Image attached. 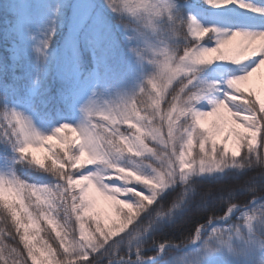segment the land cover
Returning <instances> with one entry per match:
<instances>
[{
  "label": "rangeland",
  "instance_id": "obj_1",
  "mask_svg": "<svg viewBox=\"0 0 264 264\" xmlns=\"http://www.w3.org/2000/svg\"><path fill=\"white\" fill-rule=\"evenodd\" d=\"M237 1L214 0V3L210 4L212 6L210 8L201 3L187 2L182 4L176 0H166L169 5L168 14L155 20L158 25L157 32L143 29L136 18L131 16V12L120 13L135 19L140 30L144 32V36H141L137 31L130 32L131 38L129 42H133L134 47H145L146 40L149 43H157V39H154L157 34L159 36L163 34V38L166 41L163 31L170 28L178 20L180 27L187 34V24L192 21L200 28L215 29V31L207 32L199 41L194 40L188 34L193 44L198 45L200 48H211L218 46V42L221 39L235 31L249 34L264 32L257 26L262 22L264 23V0H244L243 5L245 6L240 8ZM125 2L139 6L150 3L151 0H125ZM52 3L57 5V8L60 7L59 9L66 4L70 8L65 26L66 34L63 38L57 36V15L56 10L51 7ZM13 9L18 16L16 23L18 41L12 59L18 63V67L24 75V81L20 86L19 93L16 95L7 94L0 88V101L3 104L6 103L10 110L20 114L28 122L31 130L41 137L53 135L55 130L64 124L78 130L90 127V119L93 123L101 121L106 127L110 126L114 119H120L118 110L125 107L131 108L134 105V99L131 98L147 84L149 78L157 70L156 65L150 64L147 60L131 52L130 60L128 59L129 69L122 71L119 81H110L107 84L108 69L105 65L106 59L101 53L96 34L104 25L101 21L103 13L117 12H113L108 7L106 0H14ZM210 14L220 15L222 21L215 23L208 17ZM169 15L173 17L172 20H169ZM250 21H255V25L249 24ZM128 36L129 33H127L126 37ZM45 40H49L48 47L41 51L42 42ZM81 54L91 67L90 76L85 81L81 80L86 70V67L84 68L80 64ZM145 55L151 57V53H145ZM253 59L255 58L239 63L230 60H213L211 63L196 65L195 73H189V75L195 76L193 85L215 84L218 89H223L231 95L234 90L228 89L226 81L244 75L246 71L254 66ZM181 78L186 79L184 76ZM46 80L50 84L56 81L73 84V90L68 95L61 100H56L53 112H50L51 109L45 112L39 102L38 90ZM173 83H175V80ZM155 84L156 89L154 90L163 86L161 81H155ZM262 85H264V66L251 78V86L260 87ZM189 87L191 88L192 85ZM149 88L153 90L151 85H149ZM224 98V91L208 93L205 98L195 105L196 110L201 112L211 111L214 105L210 101ZM262 98H264V92H262ZM230 107L233 111H241L245 105L237 102L236 104H231ZM117 126L120 127L121 131L129 128L126 123L118 124ZM78 130L71 131L66 129L60 133V136L65 137L67 143L55 138L52 141L45 142L43 146L33 145L27 153L28 159L31 161V156L35 154L37 159L41 160L43 164H50L51 160L49 157H52L53 153L63 156L65 152H69V155H71L72 149L74 154L78 153V144L82 141ZM258 143L259 133H257L256 140L253 143L255 149L258 147ZM21 144L22 137L18 140V149ZM49 148H51V152ZM196 148L198 147L194 145L192 156H195ZM229 155L231 154L229 153ZM185 159L189 160L191 157L186 155ZM8 167L0 163V172L8 175L9 171L7 169H10ZM82 167V169L74 170V173L76 175L100 176L103 183L109 184L110 187L112 186L107 179V174L101 171V165L83 164ZM194 169L189 175L197 174L198 168L195 166ZM214 170L216 171L217 169L212 171ZM145 171L150 170L146 169ZM203 172L210 173L211 171L205 170ZM97 186L99 187V185ZM140 188H143L141 195H149L151 191L150 185H138L137 190L139 191ZM161 190L163 189H157L156 191L158 193ZM128 202L135 205L134 201ZM101 203L107 207L103 201ZM238 211V208L234 209L225 218L235 217ZM223 220L210 223L207 228L201 230V235L208 233L212 227L218 224L221 225ZM101 223L103 224V222ZM256 224L264 228V218L258 217L253 221L251 227ZM242 225H240V229L244 228ZM94 227L95 225L92 224V228ZM56 231H59L62 235V230L59 227H56ZM263 231L264 229H262V233H264ZM77 232L79 234L78 225ZM253 237V235L249 234L244 237L232 236L226 245L218 244L215 247L213 244L212 247L216 248L217 251L211 255L204 254L202 239H198L182 250L183 257L169 264H188L189 261L192 264H264V243L259 238ZM113 264L120 263L116 262Z\"/></svg>",
  "mask_w": 264,
  "mask_h": 264
},
{
  "label": "snow or ice",
  "instance_id": "obj_2",
  "mask_svg": "<svg viewBox=\"0 0 264 264\" xmlns=\"http://www.w3.org/2000/svg\"><path fill=\"white\" fill-rule=\"evenodd\" d=\"M206 2L211 4L214 3V0H206ZM241 6L244 7L245 5ZM165 7L168 9L169 5L166 4ZM187 27L188 34L197 41L201 37H204L207 32L215 31V29L200 28L194 21L188 23ZM48 44L49 40L43 41L41 51L47 49ZM162 55L166 57V60L161 68L162 71L168 73L169 85H172L174 80L176 81L184 76L188 82L186 87L190 85L192 87L195 86L193 85L195 76L189 75V73H195L196 65L210 63L213 60H230L239 63L255 58L253 59L254 66L246 71L244 75L226 81L228 89L234 90L231 95L223 89H218L215 84L210 85L199 94L193 93L186 98L184 97L186 89H181L179 94L172 98L174 102L171 105V110L168 112V121L172 126L173 133L180 120L188 118L191 121V129L185 130L188 132L187 153L180 157L181 161L186 160V155L192 157L194 145L203 153L202 158L198 161H193L191 164L184 163L182 165L184 169L191 170L198 164L201 172L205 170L212 171L213 169L219 170L223 161L217 160L216 152H220L223 157L228 156L230 153L233 158L240 156L241 149L254 152L253 143L256 140L257 133L260 135L264 134V98H262L264 85L260 87L251 86V78L264 66V32L249 34L235 31L221 39L218 42V46L200 48L198 45H194L191 48H186L185 56L182 58L183 62L174 67L170 60L167 59L168 54L166 50L162 52ZM148 83L153 89H156L155 81H149ZM166 89L167 87L163 89L159 88L155 91L157 97L155 105L158 108H160L162 101L166 102V104L168 103ZM214 91H224L226 102L214 99L210 101L214 105L211 111L201 112L196 110L195 105L205 98L208 93ZM143 92L144 87L131 99L142 95ZM231 96L239 97V99H230ZM237 102H247L250 107L246 108L243 113L237 114L230 107L231 104H236ZM139 111L134 105L131 108L125 107L118 110L120 119H114L109 127H118V124L126 123L129 126L128 129L135 132V126L141 117ZM4 122L7 123L8 128H12L15 125L11 135H9L7 129L0 134L8 142L12 143L13 137L17 140L22 137V144L18 149L21 158H29L27 153L33 145L43 146L45 142L52 141L55 138H59L62 142L67 143L65 137L60 136V133L66 129L71 131L78 130L64 124L60 128H57L53 135L41 137L35 134L28 122L15 111L10 113L5 112ZM4 122H0V128H4ZM78 131L82 137V141L78 144V153L74 154L73 149L71 150V155H69V152H65L63 156L53 153L52 157L55 158L49 157L51 162L46 168L55 171L64 182L63 184L66 185L64 191L68 193V197L64 202L70 206L73 216L77 221L80 236L86 242V245L80 249L79 253L73 255V250H70L64 241L60 240L61 247L68 258L67 264H85V262L87 264H96V261L92 259L93 254L100 252L112 238L123 233L133 223L139 213V208L142 206V204L134 205L133 203H129L127 199H122V197L131 196L135 200L142 202L145 198L154 200L157 195V188L163 187V185L151 188L150 195H137L135 192L130 193L126 189L118 191L116 187L103 186L102 182L98 183L92 179L91 175H76L74 170L83 168L82 165L88 159L90 148L94 143V137L87 127ZM13 146L15 147V144ZM260 149L259 152H254L258 163L262 155H264V139H260ZM49 151L51 152V148H49ZM30 159L36 165L45 167L35 154ZM70 171L72 174H68ZM14 184L16 185L18 194L25 191L26 188L31 191L33 196L48 190L46 187L36 188L31 185L26 186L19 181H16ZM5 191L4 181L0 180V198L3 197ZM7 191H11V188L7 189ZM36 197L40 199L39 196ZM102 201L107 207L102 205ZM8 207L11 208L12 206L8 205ZM21 207L27 213V209L23 208V204H21ZM125 211L128 213L127 216L124 215ZM232 211V209H227L225 217L230 215ZM12 216L16 220L17 230L24 229L21 239L26 241L25 252L28 262L31 259L32 264H59L55 249L50 246H45L43 250L37 249L32 243L34 237L29 235L28 229L35 224V221H32L31 214H28V220L32 221L30 224L23 223L14 208H12ZM44 218L48 220V223H52V220L47 216ZM89 220L95 225V232L86 227ZM100 225H103V227H100ZM203 228V225L197 228L193 236L194 241L199 239ZM97 234L99 235V240L103 241V243L97 240ZM59 239L60 237H58ZM6 259L7 257L0 250V261Z\"/></svg>",
  "mask_w": 264,
  "mask_h": 264
},
{
  "label": "trees",
  "instance_id": "obj_3",
  "mask_svg": "<svg viewBox=\"0 0 264 264\" xmlns=\"http://www.w3.org/2000/svg\"><path fill=\"white\" fill-rule=\"evenodd\" d=\"M176 1L182 4L187 2L201 3L212 8L210 3H207L206 0ZM243 2L244 0L237 1L239 8L243 5ZM13 3L14 0H0V88L10 95L19 93L20 86L24 81V75L19 69L18 63L12 59L18 41L16 33L18 16L13 9ZM51 7L56 10L57 36L63 38L66 34L65 26L70 8L66 4L59 9L60 7L57 8V5L53 3ZM208 17L210 20L215 21V23H220L222 21V17L217 14H210ZM101 21L104 25L98 34H96V38L100 45L101 53L106 59L105 65L108 69V84L110 81H119L122 71H126L130 67V53L132 52L131 49L134 47V43L129 42L131 38L130 32L133 33V31L136 30L125 27L124 24L126 22L128 24L137 25V22L135 19L129 18L123 13L111 12L103 13ZM172 27L173 25L163 31L164 36H166V42H168L170 48L174 46L177 50L182 52L185 47L193 44L185 30L184 34L188 36L187 40L183 38V35H173L171 32ZM127 33H129L128 37H126ZM158 36L159 34H157L154 39H157ZM80 64L81 66L83 65L84 68L86 67L85 73L81 78L82 81H85L90 76L91 67L87 64L82 54ZM170 88L171 86L167 88L166 94L170 91ZM72 90L73 84L64 81H56L53 84H50L48 80H46V82L44 81L38 90L41 108L45 110V112H48L49 109H51L50 112H53L56 100H61ZM151 91L155 93L156 90L153 89ZM135 96L136 94H134V97ZM142 99L148 104L155 105V100L151 97L143 96ZM167 99H171V97L167 95ZM134 106L137 110H140L139 114L143 116L141 98L134 99ZM166 107V102L162 101L160 103V109L163 110ZM5 109H9L8 105L0 101V111ZM0 132H2V129H0ZM260 139H264V134H259L258 147L254 152H259L261 150ZM17 143L18 140L15 137H13V142L10 143L0 135V163L6 167L10 165V167H8L10 169H7L9 171L8 175H4L0 172V180L4 181V188L6 189L3 193V197L0 198V211H4L8 215L14 230L17 228V224L12 216V208L16 210L23 223L30 224L32 221H35V224L28 229L29 235L34 237L32 243L37 249L43 250L45 245L55 249V245L48 239L46 230L50 231L52 236L55 237L57 232L56 227H59L63 235V228L60 222L55 217H48L52 220V223H48V220L43 216L37 219L35 212L25 199L24 193L20 192L18 194L14 183L19 181L36 188L46 187L54 190L56 185L64 182L57 179L54 175L55 171H49L46 168L49 163H45V167H40L31 162L28 158H21ZM13 144H15V147ZM197 150L198 148H196L195 151ZM244 151L248 150L242 149L240 156L233 158L231 155H228L225 159L239 160L241 156H243ZM254 152L249 153L255 156ZM189 176V182L194 187L192 191L185 196V201L181 204L179 210H174L170 217L159 220L157 224L153 225L146 233H143L131 242L127 239L128 229H126L120 236L111 239L105 245L104 249L93 254L92 259L96 261V264H113L116 262L120 264L172 263L184 256L182 250L190 244L177 247L176 242L186 237L194 236V229L207 221L210 214L213 216H223L227 211L224 203L226 200L239 201L244 205H248V207L242 208L238 206V214H236L235 217L224 218L221 225L218 224L212 227L208 233H203L201 235L202 242L205 238L211 236L213 228H220L222 231L239 229V234L233 232L232 236L244 237L248 236V234L251 236L253 235L255 238L264 236V233H262V229H264L263 226H257V224L252 227L251 225H242L243 213L245 211H249L254 207L257 209L264 208V202L261 200L250 206L255 200H253L252 195L249 194V187H255L260 191H264V176L260 175V168L258 165L246 168H237L233 165L223 168L222 170H214L210 173L200 171L199 174H190ZM9 188H11V191H7ZM180 188L181 186L177 184L159 191L157 193V199L152 207H155V203H159L160 201L167 206L177 196ZM209 190L211 191L209 192ZM206 192L208 193L207 196L204 195ZM36 196L40 197V201H44V196L42 194L37 193ZM36 196L32 197V204L37 203ZM21 204H23V208L27 209V213L22 210ZM8 205L12 207L9 208ZM28 214H31L32 221L28 220ZM146 218V215H141V219ZM240 225L244 228L240 229ZM128 227H130V225ZM23 230L24 229L21 228L20 232H23ZM18 237L19 233H17V238ZM261 241L264 243V240ZM209 244L212 246L214 244L215 247L218 244L222 245L216 241L215 237L209 240ZM161 245L164 246L163 249ZM20 246L23 247V244ZM66 246H68L67 243ZM113 257L115 259H113ZM0 264H2V262H0ZM29 264H32L31 259H29ZM85 264H87V262H85Z\"/></svg>",
  "mask_w": 264,
  "mask_h": 264
},
{
  "label": "clouds",
  "instance_id": "obj_4",
  "mask_svg": "<svg viewBox=\"0 0 264 264\" xmlns=\"http://www.w3.org/2000/svg\"><path fill=\"white\" fill-rule=\"evenodd\" d=\"M106 4L113 12H131V16L136 18L139 25L142 26L143 29L151 32H157L158 30V25L155 23V20L168 14V9L165 7L167 4L166 0H151L150 3L139 6L134 3H126L125 0H106ZM168 18L169 20L173 19L171 15H169ZM124 26L135 29L141 36H144V32H142L136 24H128L125 22ZM171 32L173 35H183L185 40L188 39V36L184 34L183 28L180 27V22L178 20L174 22ZM145 44V47H133L131 51L138 57L147 60L150 64L156 65L157 70L149 78L148 82L161 81L163 85L161 87L162 89L165 87L168 88L169 86L168 73L162 71L161 68L166 60L162 52L165 50L167 51V59L175 66L183 62L182 58L185 56V49L195 45L192 44L185 47L181 52L174 46L170 48L164 40L163 34L157 37V43H149L146 40ZM145 53H151V57L145 55ZM148 82L144 86L143 94L136 97L141 98V103L143 104L141 110L144 115L140 117L138 124L135 126V132H132L130 129L121 131L119 127H106L101 121L93 123L91 119L89 120L90 127H87L94 137V143L90 148L89 156L85 164L101 165V171L107 174V179L118 191L126 189L130 193L135 192L137 195H141L143 188H140L138 191V185H150L151 188H156L161 184L163 185V187L157 189H164L177 184L181 186L177 196L167 206L160 201L159 203H155V207H152L157 199V195L154 200L145 198L143 202L135 200L131 196L126 198L122 197V199L134 201L137 205L142 204L135 220L130 224V227L127 228V239L130 242L143 233H146L153 225L157 224L159 220L170 217L174 210H179L181 204L185 201V196L192 191L194 186L189 182V173L195 169H184L182 165L184 163L191 164L193 161H198L202 158L203 153L197 150L195 156H192L191 159L183 162L181 161L180 157L187 153L188 132L185 130L191 129V121L188 118L180 120L173 133L172 126L168 121V112L171 110V105L174 102L172 98L178 95L181 89H186L184 92V97L186 98L193 93L199 94L202 90H206L212 85H195L190 88L186 87L188 82L185 79L179 78L175 81V84L171 85L170 91L168 92L171 99H168L167 107L161 110L156 105L148 104L142 99L143 96L151 97L153 100L157 99L155 93L150 90V84ZM230 99H239V97L231 96ZM219 101L226 102L225 98L219 99ZM242 104L245 105V107L241 111L250 107L247 102ZM12 111L14 110L5 109L0 111V122H4L5 112L10 113ZM241 111L235 112L239 114ZM14 128L15 125H13L12 128H8L7 123L4 122V128H0L2 129L0 134L7 129L9 135H11ZM215 155L217 160L223 161L221 170L233 165L237 168L255 167L258 165L260 168V175L264 176V155H262L259 163L256 161V157L250 155L248 151H244L243 156H241L239 160L225 159V157L221 156L220 152H216ZM196 168H198L197 174H199L200 166L196 165ZM146 169L150 171L146 172ZM68 174H72L71 171ZM54 175L58 180H61L56 172ZM91 177L98 183L102 182L100 176L91 175ZM23 184L26 186L28 185L26 183ZM58 185L54 187V190L47 188V191L41 193L44 196V201H40V199L36 197V204H32L33 194L31 191L26 188L23 193L25 199L29 202V206L35 212L37 219L42 216L55 217L60 222L63 228V235L57 231L56 236L53 237L50 231L46 230V232L48 239L55 245L59 264H67L68 258L61 247L60 240H63L65 244L67 243L69 249L73 250V255L79 253L80 249L86 245V242L81 238L80 232L77 234V221L73 216L70 206L64 202L68 197V193L64 191L66 185L63 183ZM102 185L109 186V184L103 182ZM210 191L211 190H209V192ZM248 191L249 194L252 195L253 200H261L264 202V191H260L255 187H249ZM150 194L151 193H149V195ZM204 195L207 196L208 193L206 192ZM224 203L226 209L234 210L237 209L238 206L242 208L248 207V205L234 200H226ZM142 214L146 215L147 218L141 219ZM124 215H128L127 211L124 212ZM225 215L226 212L223 216H213L210 214L209 219L201 225L206 228L210 224L209 221L223 220ZM258 216L264 218V208H251L249 211L243 213L242 223L250 226ZM88 227L95 232V228H92V222L90 220L88 221ZM100 227H103V225H100ZM198 227L194 229L195 232ZM233 232L239 234V229L222 231L220 228H213L211 236L203 240L204 254L211 255L217 251L216 248L209 244V240L212 239V237H215L217 242L226 245L231 239ZM17 233H19L18 238ZM23 234L24 230L23 232H20V230L18 231L17 228L14 230L8 215L4 211H0V250H2L3 255L7 257L6 260L0 261L2 264H29L25 252L26 241L21 239ZM58 237H60V239L57 242ZM201 238L200 232L199 239ZM258 238L264 240V236H259ZM97 240L103 243V241L99 240L98 234ZM191 242H194L193 236L186 237L176 242V246L182 247ZM21 244H23V247L20 246ZM163 247L161 248L163 249ZM113 259L115 258L113 257ZM188 264H192V262L189 261Z\"/></svg>",
  "mask_w": 264,
  "mask_h": 264
},
{
  "label": "bare ground",
  "instance_id": "obj_5",
  "mask_svg": "<svg viewBox=\"0 0 264 264\" xmlns=\"http://www.w3.org/2000/svg\"><path fill=\"white\" fill-rule=\"evenodd\" d=\"M249 24L255 25V21H250ZM260 30L264 31V23H260V25H257Z\"/></svg>",
  "mask_w": 264,
  "mask_h": 264
},
{
  "label": "water",
  "instance_id": "obj_6",
  "mask_svg": "<svg viewBox=\"0 0 264 264\" xmlns=\"http://www.w3.org/2000/svg\"><path fill=\"white\" fill-rule=\"evenodd\" d=\"M256 201H258V200H256Z\"/></svg>",
  "mask_w": 264,
  "mask_h": 264
}]
</instances>
